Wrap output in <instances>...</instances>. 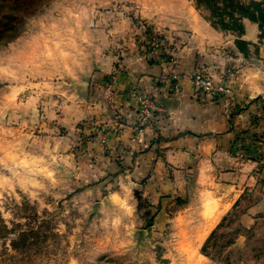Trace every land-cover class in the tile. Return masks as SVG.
Instances as JSON below:
<instances>
[{"label": "crops", "instance_id": "1", "mask_svg": "<svg viewBox=\"0 0 264 264\" xmlns=\"http://www.w3.org/2000/svg\"><path fill=\"white\" fill-rule=\"evenodd\" d=\"M135 10L166 35L169 60L142 55L145 27L130 16L97 20L89 33L72 19L58 55L47 45L48 55L29 63L33 79L13 87L15 133L3 138L9 146L1 160L12 170H41L45 183L58 179L69 194L126 210L139 189V201L155 210L153 234L169 217L195 219L199 241L230 214L251 226L264 218L261 24L243 18L242 33L215 27L193 0H171L153 14ZM199 71L230 92L195 93ZM142 94L163 108L146 126Z\"/></svg>", "mask_w": 264, "mask_h": 264}, {"label": "rangeland", "instance_id": "2", "mask_svg": "<svg viewBox=\"0 0 264 264\" xmlns=\"http://www.w3.org/2000/svg\"><path fill=\"white\" fill-rule=\"evenodd\" d=\"M170 1L0 0V264H264V218L247 227L230 214L199 241L195 219L172 223L169 217L153 234L155 210L139 201V189L133 188L132 209L126 210L69 194L58 179L45 183L43 171L12 170L1 160L9 146L3 138L15 133L13 87L32 78L29 63H40L47 45L58 55L60 37L75 27L72 19L84 33L97 20L121 15L142 26L135 6L153 14ZM199 9L216 19L207 7ZM85 42L92 47L87 35Z\"/></svg>", "mask_w": 264, "mask_h": 264}, {"label": "trees", "instance_id": "3", "mask_svg": "<svg viewBox=\"0 0 264 264\" xmlns=\"http://www.w3.org/2000/svg\"><path fill=\"white\" fill-rule=\"evenodd\" d=\"M197 8L207 7L211 10L215 20L210 19L215 27L232 30L237 33L244 31L243 18H249L261 24L264 34V0H196ZM141 26V25H139ZM146 38L140 45V50L151 48H168V39L165 34H155L150 24L143 23ZM242 46V42H239Z\"/></svg>", "mask_w": 264, "mask_h": 264}, {"label": "built area", "instance_id": "4", "mask_svg": "<svg viewBox=\"0 0 264 264\" xmlns=\"http://www.w3.org/2000/svg\"><path fill=\"white\" fill-rule=\"evenodd\" d=\"M166 51L160 48H151L142 51V55L151 59H159L164 62L166 60H169V54H166ZM170 56L173 55L171 54ZM171 59L174 60L173 57ZM193 82L195 88L194 90L197 94L224 97V95L230 92V89L224 82H220L217 84L211 79V77H209L202 71L194 74ZM139 102L145 126L149 125L151 115L159 114L163 111V108L159 104H157L150 95H140ZM99 134H102L101 130L99 131Z\"/></svg>", "mask_w": 264, "mask_h": 264}]
</instances>
